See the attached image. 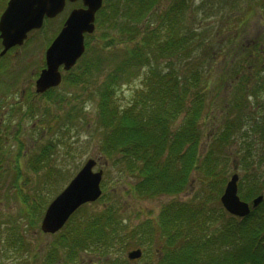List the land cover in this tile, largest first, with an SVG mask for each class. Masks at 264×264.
<instances>
[{"label": "trees", "instance_id": "16d2710c", "mask_svg": "<svg viewBox=\"0 0 264 264\" xmlns=\"http://www.w3.org/2000/svg\"><path fill=\"white\" fill-rule=\"evenodd\" d=\"M250 1L259 5L264 21V0ZM156 2L117 0L112 3L105 0L100 12L103 14L104 31L100 38L103 44L99 50L93 49L94 56L84 57L83 62L70 71L71 79L75 85H87L94 73L97 78L103 76L93 90L97 97L96 122L102 130L95 154L133 178L134 184L129 186L132 194L144 199L178 194L188 189L193 180L198 184L197 191L189 200L165 203L156 218L144 226H129L119 203L104 202L100 209L92 211L82 206L63 227L68 230L47 248L40 264H61L59 257L64 260L62 264H73L81 250L97 254L99 264H243L241 259L247 254L252 263L257 256L259 259L255 264L263 261L264 250L258 241L263 217L257 216L263 203L245 218L221 217L216 212L219 192L215 191L217 182L232 169L233 154L228 147L235 139L240 140L242 126L249 122V133L254 137L260 134L259 139L264 140V116L260 124L254 122L256 119H246L249 98L255 99L264 93V31L260 35L261 43H254L247 57L240 55L231 61L229 79L223 81V90L228 92V97L221 100L224 107L216 125L217 135L209 140L205 154L200 153L201 121L210 111L208 74L213 69L214 58L204 69L200 58L190 57L191 31L185 29L186 35L180 23L192 0H173L158 17L155 26L151 22L142 24L146 10L152 9ZM219 19L232 20L233 15L222 9ZM117 26L122 33L118 41L125 44L126 50L123 56L114 60L104 53L115 41L112 38L106 41L110 36L107 28ZM88 49L89 46L86 51ZM141 71H145V78L128 101L121 103L118 99L120 87ZM57 93L58 90L53 89L44 96L52 99ZM64 100L62 97L60 102ZM42 114L37 123L45 124L43 118L49 113L44 111ZM66 116L71 118L70 113ZM5 127V123L0 125V166L12 157L8 191L12 188L23 206L18 210L16 220L22 217L24 224L20 226L11 220L3 231L0 222V240L3 238L1 242H4L6 237L9 242L8 248L0 246V257L12 252L16 259L10 264H24L22 260L19 263L17 255L26 250L30 252L31 243L21 241L25 240L23 234H33L48 203L39 201V191L29 190V174L43 170L60 144V138L46 139L43 135L46 129L41 128L37 138L40 146L27 155L21 152L25 144L19 139L20 124L10 132L17 146H10L9 139L3 135ZM250 134L246 133L248 141ZM248 149L250 153L240 157L245 167L251 163L254 142L248 144ZM23 157L26 158L21 166ZM46 177H49L48 172ZM243 191L245 194L241 197L249 199L264 191V182H248ZM219 221L225 223V233ZM151 233L152 236L146 235ZM143 236L150 240L163 237L164 243L154 248L143 263L129 261L128 252L139 247L138 240ZM15 245L18 246L9 251ZM125 250L122 260L111 253ZM0 264L6 263L0 260Z\"/></svg>", "mask_w": 264, "mask_h": 264}, {"label": "rangeland", "instance_id": "374dc122", "mask_svg": "<svg viewBox=\"0 0 264 264\" xmlns=\"http://www.w3.org/2000/svg\"><path fill=\"white\" fill-rule=\"evenodd\" d=\"M111 1L112 3L117 2V0ZM192 1L188 13L185 14V18L180 23V28L183 29L186 35H188V32L185 29L191 31L190 57L192 59L200 58L204 69L209 67L210 61L214 58L213 69L208 74L211 92L207 101L210 111L209 113L206 112L202 118L203 139L199 146V152L202 153L205 150L208 135L217 128L216 125L222 116L224 104L221 103V100H226L228 97V92L223 90V81L229 79L231 61L236 60L240 55L247 57L248 50L244 51L246 47L245 39L248 40L261 34L264 31V21L261 20L262 11L256 8L250 0ZM6 2L7 0H0V14ZM172 2L173 0H157L152 9L146 10V18L143 19L142 24L151 22L154 24L152 26H155L158 23V17ZM80 5L81 1L68 3L56 18L46 20L40 29L31 31L22 46L14 47L6 55L0 57V122L6 124L3 135L9 139L10 146L12 144L17 146L16 140L13 139L14 135L11 136L10 132L16 129L18 123L21 126L19 139L25 144L24 150L21 151L23 154L29 155L33 150L38 149L40 145L37 138L40 136L38 134H41V128L43 127L46 129L43 132L46 139L60 138V144L56 146L52 159L44 166L43 170L29 174L31 181L29 190L39 191L41 193L39 201L43 202H49L70 181L85 160L96 158L97 145L102 136V130L96 122L95 106L97 97L93 94V90L100 84L103 76L97 78L94 73L89 82L90 84L75 85L71 79L72 72L63 73L62 83L57 89L58 93L52 99L45 96L39 97L35 93V78L44 66L45 49L59 31L60 25L69 11ZM222 9L228 14L231 13L233 19L220 20L219 13ZM102 15L100 14L96 18L93 34L86 36L84 39V43L89 46V49L77 60L73 69H76L77 64L80 65L83 62L84 57L94 56V50L97 51L101 48L103 41L100 38L104 31L101 25L103 22ZM217 30H219L218 33ZM107 32L110 36L106 38V41L111 38L115 41L114 44L108 46L110 49L104 53V56L114 57V60H116L123 56L126 50L125 44L118 41L122 37V33L118 26L107 28ZM204 53L206 56H204ZM145 71L144 73L141 71L133 74L130 80L120 87L118 99L121 103L127 102L133 91L140 86L145 78ZM239 72H242V69H239ZM62 97L65 100L60 102ZM249 102L250 104L246 107L247 116L256 119L254 122H258L257 124L262 123L264 93L255 99L249 98ZM30 111H33V113ZM44 111L49 113L48 116L42 117L45 124L40 121L37 123ZM67 113H70V119L66 116ZM259 138L260 134H257L256 137L250 134L249 137V142L256 143L255 156L264 154V140L261 141ZM234 146L237 151L238 145L234 143ZM25 158H21V166H23ZM11 162L12 157L9 158L8 163H2V166H0V222L3 231L5 230L3 228L8 226L11 220H15L20 226L24 224L22 217L16 220L18 219L17 212L23 206L20 205V201L14 195V190L11 188L8 191L12 179L9 170L13 167ZM99 169L103 170L100 183L102 197L100 200L84 206L87 210L92 211L100 209L104 202L119 203L124 209V217L131 227L141 224L144 226L146 223L151 222L156 218L157 213L162 210L165 203L187 199L192 196L193 188L197 187L193 180L192 185L182 193L162 194L148 199L138 198L130 192L131 187L129 186L134 184L132 177L122 173L118 167L108 165L103 157L99 159L94 168V170ZM47 172L49 177H46ZM257 183H260V180ZM217 211L219 210L217 209ZM38 221L33 234H23L25 240L21 241L30 242L31 251L26 250L19 253L17 255L19 263L22 260L24 264H40L48 251L47 248H50L52 242L59 239L63 231L68 230L67 227L54 234L42 233L39 229L40 219ZM219 223L223 226L225 233V223L223 221H219ZM260 226L261 232H264L263 224ZM146 235L152 236L153 233ZM147 238L143 236L141 240H138V246L144 251V256L134 261L143 263L144 258L154 248L161 247L164 243L163 237H154L151 240ZM2 239L0 240V246L2 245L4 249L8 248V239L5 237L4 242H1ZM17 246H11L9 251ZM126 250L122 253L115 251H111V253L122 260V258L125 259ZM61 252L65 256L66 252L63 248ZM248 257L249 254L245 255L241 262L251 264L252 261L248 260ZM15 259L16 257L12 255V252L3 253L2 259L0 257V260L6 264L13 263ZM59 259L62 264L64 260L61 257ZM258 259L257 256L252 264H255ZM73 264H99V257L93 251L81 250L78 253L76 262ZM132 264L137 263L133 262Z\"/></svg>", "mask_w": 264, "mask_h": 264}, {"label": "water", "instance_id": "95a60500", "mask_svg": "<svg viewBox=\"0 0 264 264\" xmlns=\"http://www.w3.org/2000/svg\"><path fill=\"white\" fill-rule=\"evenodd\" d=\"M66 0H8L0 15V39L3 46L0 56L15 45H21L30 30L42 26L44 17L53 18L60 13ZM75 1V0H70ZM85 8L74 9L63 27L46 49V66L36 79L35 88L43 93L61 82L60 66L69 70L83 54L84 33L94 30V15L102 0H83ZM95 160L88 159L69 184L49 203L40 223L44 233L59 231L70 215L81 205L93 202L101 195L102 171H93ZM237 176L228 182L221 201L232 214L244 216L249 212L248 205L237 196ZM261 197L253 201L256 206ZM140 250L128 254L130 259L140 257Z\"/></svg>", "mask_w": 264, "mask_h": 264}, {"label": "flooded vegetation", "instance_id": "af4514ba", "mask_svg": "<svg viewBox=\"0 0 264 264\" xmlns=\"http://www.w3.org/2000/svg\"><path fill=\"white\" fill-rule=\"evenodd\" d=\"M68 1H66V5H68ZM65 5V6H66ZM74 8V7H73ZM58 16V15H57ZM57 16H55V17H53V18H45L44 19V22L46 21V20H51V19H54V18H56ZM248 144H249V141L248 140H244L242 143H241V149H248ZM240 176H241V179H243L242 178V175H241V172H240Z\"/></svg>", "mask_w": 264, "mask_h": 264}]
</instances>
